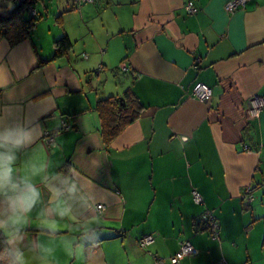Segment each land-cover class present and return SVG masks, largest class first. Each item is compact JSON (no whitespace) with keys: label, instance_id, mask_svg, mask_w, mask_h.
Returning a JSON list of instances; mask_svg holds the SVG:
<instances>
[{"label":"crops","instance_id":"obj_1","mask_svg":"<svg viewBox=\"0 0 264 264\" xmlns=\"http://www.w3.org/2000/svg\"><path fill=\"white\" fill-rule=\"evenodd\" d=\"M229 1L66 0L45 13L35 3L29 38L0 40V120L42 130L49 175L72 168L104 206L99 239L60 264H168L183 242L194 252L180 264H264V194L245 205L264 191V109L246 118L250 98L264 101V0L233 14ZM11 3L0 0V14ZM62 37L71 48L54 59ZM198 83L208 103L191 95ZM108 98L140 109L109 142L97 110ZM206 212L216 238L198 229ZM35 224L26 240L42 235ZM59 227L71 234L68 222ZM145 235L153 243L142 249Z\"/></svg>","mask_w":264,"mask_h":264},{"label":"clouds","instance_id":"obj_2","mask_svg":"<svg viewBox=\"0 0 264 264\" xmlns=\"http://www.w3.org/2000/svg\"><path fill=\"white\" fill-rule=\"evenodd\" d=\"M42 130L27 121L0 120V262L60 264L83 256L100 237L99 206L79 174L49 175L48 149L37 144ZM184 143L187 137H181ZM35 145L30 155L20 153ZM55 141L50 148H58ZM46 193V198H45ZM42 234L25 239L30 221ZM69 223L70 233L59 225Z\"/></svg>","mask_w":264,"mask_h":264},{"label":"trees","instance_id":"obj_3","mask_svg":"<svg viewBox=\"0 0 264 264\" xmlns=\"http://www.w3.org/2000/svg\"><path fill=\"white\" fill-rule=\"evenodd\" d=\"M6 1L11 2L12 0ZM35 3L36 0H21L20 3H13L15 6L12 10L0 14V40L5 39L10 46H15L29 38L37 24V16L36 13L32 15L28 10L29 8L33 9ZM53 46L54 59L65 56L71 48L66 37L54 42ZM117 101L115 98H108L98 102L97 106V110L101 112L105 129L103 133L107 142L116 137L126 125L132 123L140 114L139 108H136L134 114L130 112L132 102L128 104L124 99H121L120 103Z\"/></svg>","mask_w":264,"mask_h":264},{"label":"built area","instance_id":"obj_4","mask_svg":"<svg viewBox=\"0 0 264 264\" xmlns=\"http://www.w3.org/2000/svg\"><path fill=\"white\" fill-rule=\"evenodd\" d=\"M21 0H12L13 3H20ZM79 5L80 4H85V3H91L93 0H75ZM250 0H231L229 1L226 6L225 10L228 14H233L238 7H243L247 2ZM2 2H6V0H2ZM32 15L35 14L34 9L29 8L28 10ZM185 11L189 15H193L196 13L195 8L192 6L191 3H188L185 6ZM191 95L198 99L201 102L208 103L210 98H211V91L208 86L205 84L198 83L196 84L191 91ZM264 109V101L262 98L258 96H253L252 98L249 99L248 104H247V113H246V118L247 119H257L259 118L261 112ZM62 131H67L69 130V127L66 124H62L61 126ZM44 137L48 141H52V136L50 134H44ZM250 189H248L249 191ZM191 198L194 204L196 205H201L202 204V198L199 193L196 191L191 192ZM104 210V206L100 205L99 206V212L101 213ZM198 229L199 230H208L211 235L216 238L218 233V225L216 224L212 214L210 212H206L205 216L200 220L198 223ZM153 243V237L151 235H145L141 237L138 240V244L142 249H146L148 246H150ZM194 252L192 246L188 242H183L180 245L179 251L173 255L171 258L168 260V264H180V262L190 256ZM155 264H166L165 261L162 259L155 258ZM248 264V263H244Z\"/></svg>","mask_w":264,"mask_h":264},{"label":"rangeland","instance_id":"obj_5","mask_svg":"<svg viewBox=\"0 0 264 264\" xmlns=\"http://www.w3.org/2000/svg\"><path fill=\"white\" fill-rule=\"evenodd\" d=\"M66 2V0H36V8L38 10H41L43 13H45V10L48 9L50 12H54L56 9H59L60 6ZM11 3V2H9ZM14 4L11 3V6H7V10L10 11L14 8ZM5 12V11H4ZM44 18H42V20H45V14H43ZM37 19V23L40 21V19L38 17H36ZM264 194V191H254L252 193L251 196H249L246 200H245V205L248 207L252 206V202L257 199H259L260 197L257 198V196ZM252 197V200H251ZM251 200V201H249ZM257 203H261L263 204L264 207V203L262 202V198H260ZM254 209H256V204L254 206Z\"/></svg>","mask_w":264,"mask_h":264}]
</instances>
